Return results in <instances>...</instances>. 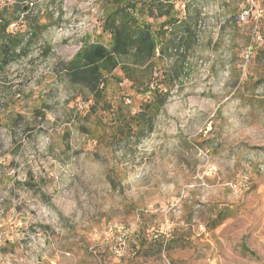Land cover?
I'll return each instance as SVG.
<instances>
[{
  "label": "rangeland",
  "instance_id": "374dc122",
  "mask_svg": "<svg viewBox=\"0 0 264 264\" xmlns=\"http://www.w3.org/2000/svg\"><path fill=\"white\" fill-rule=\"evenodd\" d=\"M102 1L40 0L51 53L8 67L21 97L0 86V264H264V1L189 3L187 21H206L184 73L120 148L80 130L92 100L58 65L100 39ZM130 86L135 111L146 97Z\"/></svg>",
  "mask_w": 264,
  "mask_h": 264
},
{
  "label": "trees",
  "instance_id": "16d2710c",
  "mask_svg": "<svg viewBox=\"0 0 264 264\" xmlns=\"http://www.w3.org/2000/svg\"><path fill=\"white\" fill-rule=\"evenodd\" d=\"M177 1L103 0L100 39L82 41L70 62L58 64L77 93L90 95L92 105L84 118L93 129L83 123L80 130L98 145L120 148L153 130L171 90L184 73L186 35L199 38L200 26L206 21L199 11L192 26L187 21L192 0H183L180 5ZM39 2L13 0L0 5V86L5 89L6 99L21 97L22 92L16 94L7 87L8 67L27 59L33 47H39L43 57L51 53V47L41 44L48 25L40 23L43 8ZM45 12L50 18L49 12ZM180 13L186 18L182 19ZM233 20L237 23L236 18ZM21 26L24 31L19 29ZM125 82L131 84L132 91L146 97L135 111L129 103L131 96L121 87ZM209 224L213 229L221 225V213L209 219ZM145 242L140 252L145 250ZM178 242L172 237L165 247Z\"/></svg>",
  "mask_w": 264,
  "mask_h": 264
},
{
  "label": "built area",
  "instance_id": "2783aa9c",
  "mask_svg": "<svg viewBox=\"0 0 264 264\" xmlns=\"http://www.w3.org/2000/svg\"><path fill=\"white\" fill-rule=\"evenodd\" d=\"M245 14H246V13H245ZM246 18H247V17H246L245 15H242L241 17H238L237 20H238V21H240V20H241V21H244ZM202 27H203V25L200 26V29H201ZM12 28H13V26H12Z\"/></svg>",
  "mask_w": 264,
  "mask_h": 264
}]
</instances>
